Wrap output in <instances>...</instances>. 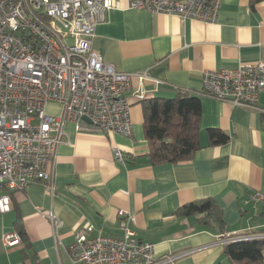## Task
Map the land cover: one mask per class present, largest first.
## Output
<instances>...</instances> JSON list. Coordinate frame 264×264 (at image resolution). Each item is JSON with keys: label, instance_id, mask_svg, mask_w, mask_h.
Returning a JSON list of instances; mask_svg holds the SVG:
<instances>
[{"label": "crops", "instance_id": "crops-1", "mask_svg": "<svg viewBox=\"0 0 264 264\" xmlns=\"http://www.w3.org/2000/svg\"><path fill=\"white\" fill-rule=\"evenodd\" d=\"M117 1L97 26L93 49L133 76L125 95L133 136L78 131L66 123L52 167L54 191L34 182L13 192L10 212L0 214V264H73L69 251L78 231L91 227L89 237L122 236L120 212L134 217L130 227L139 240L155 244L156 259L189 252L174 264H225L223 239L264 235V208L249 200L264 190V92L254 109L202 89L205 72L264 61V0H223L216 23L182 22ZM180 90L202 94L200 149L190 161L152 165L143 100L174 98ZM47 113L59 116L62 107L51 103ZM211 129L227 134L228 142L210 145ZM205 199L221 209L224 229L215 218L180 211ZM50 216L62 223L56 230ZM19 227L25 239L6 247L4 235L19 234Z\"/></svg>", "mask_w": 264, "mask_h": 264}, {"label": "built area", "instance_id": "built-area-1", "mask_svg": "<svg viewBox=\"0 0 264 264\" xmlns=\"http://www.w3.org/2000/svg\"><path fill=\"white\" fill-rule=\"evenodd\" d=\"M223 0H130L129 8L176 16L182 22L216 23ZM117 0H0V214L11 210L10 195L34 182L54 191L55 155L64 143L65 124L78 131L114 133L131 138V105L125 96L133 76L118 72L93 49L98 25L117 8ZM203 94L236 106L258 109L264 92V61L203 74ZM138 98H143L139 94ZM51 103L59 116L47 113ZM88 118L91 123L84 121ZM115 158L124 163L121 151ZM264 208V190L249 197ZM122 216V236L89 237L78 231L70 248L73 264H174L189 254L156 259V246L142 242ZM54 229L62 223L50 216ZM264 239L259 235L223 239L225 244ZM6 247L19 234L3 237Z\"/></svg>", "mask_w": 264, "mask_h": 264}, {"label": "trees", "instance_id": "trees-1", "mask_svg": "<svg viewBox=\"0 0 264 264\" xmlns=\"http://www.w3.org/2000/svg\"><path fill=\"white\" fill-rule=\"evenodd\" d=\"M201 96L197 92L180 90L174 98L143 100V128L149 145L150 164L182 163L194 158L201 146ZM208 135L212 146L223 145L229 140V136L218 129L208 130ZM180 211L186 216L203 214L210 221L215 218L220 228L224 229L221 209L212 199L193 202ZM18 231L23 241L25 233L20 227ZM225 251L232 264H262L264 240L228 243L225 244Z\"/></svg>", "mask_w": 264, "mask_h": 264}, {"label": "water", "instance_id": "water-1", "mask_svg": "<svg viewBox=\"0 0 264 264\" xmlns=\"http://www.w3.org/2000/svg\"><path fill=\"white\" fill-rule=\"evenodd\" d=\"M84 121H86L87 123H91V121L88 118H84Z\"/></svg>", "mask_w": 264, "mask_h": 264}, {"label": "rangeland", "instance_id": "rangeland-1", "mask_svg": "<svg viewBox=\"0 0 264 264\" xmlns=\"http://www.w3.org/2000/svg\"><path fill=\"white\" fill-rule=\"evenodd\" d=\"M230 260V259H229ZM233 262L232 261H230V262H226L225 264H232Z\"/></svg>", "mask_w": 264, "mask_h": 264}]
</instances>
